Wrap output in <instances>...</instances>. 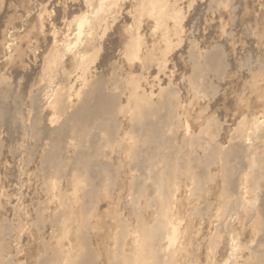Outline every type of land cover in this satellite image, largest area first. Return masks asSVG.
<instances>
[{
	"label": "rangeland",
	"instance_id": "374dc122",
	"mask_svg": "<svg viewBox=\"0 0 264 264\" xmlns=\"http://www.w3.org/2000/svg\"><path fill=\"white\" fill-rule=\"evenodd\" d=\"M100 9L102 10L99 11ZM83 18H88L91 23L86 28L88 31L85 29L83 36L81 34L80 38L83 39H80V41L76 35L78 24L81 23L80 20ZM92 34L95 37L99 35V38L92 37ZM91 38L95 43H92L94 41ZM135 41L139 43L142 41L144 46L142 43L138 44ZM73 44L74 46L76 44L77 47L75 46L74 48ZM133 46L138 50L135 47L134 49ZM69 49H72V52H68ZM93 49L96 50L94 51ZM210 53L218 54L222 68L217 73L218 75L211 72L206 75L205 79L208 82L211 93L207 90L203 94L200 92L201 90L197 83L193 82V64L200 63L199 61L201 60L199 59ZM138 54H141V56H138L139 59L137 58ZM126 56H131L133 61L127 60L128 57ZM196 57L201 58H197L195 62ZM143 58H145L144 61L146 62L143 61ZM96 81L98 84H95L97 83ZM99 84L102 85L100 86L101 93L103 95H115L114 97L118 103L117 109L113 114L115 117L112 118V125H110V128H113L111 129V142H105L106 134H98L97 131L92 129L90 130V137H87L89 140L87 138L78 140L75 138V136L77 137L75 133L71 134L69 132L68 128L70 127L64 125V118L61 117L60 119L59 116L57 117V110L55 109L59 108L58 106L61 102V106H64L63 108L67 111H70V108L76 111L77 108L79 109L78 104L82 105L81 98L84 95L82 93H87L92 86H98ZM139 93L143 94L142 97ZM194 93H197V95ZM58 94L62 96L58 99L59 103H56L59 105L55 104L53 106L57 101L55 98L59 97ZM144 95H146L148 101ZM63 98L66 99L63 100L66 103L63 102L62 105L61 100ZM164 98L167 99V102L169 100V104L172 103L169 107L170 109L164 107L165 109L162 108L163 110L159 111L161 114H159V118L162 121L167 119L166 124H168L164 126L165 133H163L166 135L164 137L172 141L170 142L172 147L175 145L177 149L181 150V154L185 155L182 159L186 161L190 158L192 161L193 158L203 159V156L209 157L211 153L213 155L211 159L213 158L215 162L219 161L214 164V161H210V159V163L208 162L210 167L207 164L202 170L203 172L199 170L200 178L204 179L200 181L201 185L194 183L195 181L191 180V176L188 177L190 179L187 178L190 174L186 172V168H182L184 165L183 160L180 161L179 163H181L182 167L181 169L178 168L179 172L176 174L175 179L172 178V181L170 180L168 192L166 191L164 194L166 199L163 198V195L159 194L158 196L163 201L168 199L167 204L161 202L163 207L167 205V208L163 209L164 212L168 211L169 213V207L171 206L170 208L173 212L170 214L178 216V219L173 216L174 220L171 217L174 226L179 231L178 235H180H177L178 237L176 238L178 239L173 246L174 249L177 247L178 252L175 255H177L178 259L175 255L174 258L177 259V262L180 261L179 264H208L209 262V264L213 262H216L213 264H217V262L218 264H226L227 259H229V264H236L235 260L237 264H245L247 259H250L248 260V262L250 261L249 263L254 262L257 257L254 256V258L252 256L257 255L260 258L262 251L259 248H262L261 250L264 249L262 244L264 242V232L261 231H264V175L262 174V172L264 173V150L261 151L264 148V143L262 142L263 139L261 141L258 139L257 141L254 140L256 141L255 144L249 145V143H246L248 140L245 142L244 139H248V132L251 131L250 127L255 117L264 112V0H0V230L2 231H0V264H39L42 260L52 258L56 252L57 254L54 258H57L56 261L60 259L61 262L57 261L59 264H63L62 261L65 264L67 258L70 262L75 258L80 248L78 238H80V233L84 227V231H87L85 234L89 237V244L94 249L96 257L100 256L98 258L100 264H108L112 257H115V254L123 255L119 251H123L126 248L124 236H128L131 231V234H133L134 230L136 233L141 231L138 227H143L146 221L150 224L154 223L157 219L156 217H158L156 216V213L158 214L156 208L159 207L156 202L158 201L159 203L161 201L157 197L158 193H156V202H152L150 200L146 201L137 192L138 183L140 182L138 175L141 164L138 167L134 163V155L138 150H147V146L145 147L139 144V141L137 142L136 137L138 134L136 136L134 132L137 126L132 124L131 107L136 105V99H142L139 101L142 102L144 100V102L152 104L153 101H165ZM131 99L134 101L132 102ZM119 106L122 108L119 109ZM61 131L62 133H60ZM57 135H63L60 136L63 145L61 146L62 150L59 155L58 167H54L55 172H52L54 170L53 167H48L46 162H44V157ZM102 135L105 138L104 140ZM235 136L237 139L241 137V140H239L242 143L244 141V143L240 142L237 144ZM234 139H236V143ZM90 140L94 141L93 147L89 146L88 142ZM233 140L235 144L232 143ZM257 142L259 145L257 144L256 146ZM261 142L263 146H260ZM110 144L112 145L110 146ZM248 146L251 147V150ZM225 147L229 151L230 148L235 150V152H230L232 156L230 153H228L230 154L228 156L222 154V152L228 151L223 149ZM247 147L251 153L254 148L258 150H254L252 155ZM241 149L246 150V153ZM82 150L84 154L88 153L91 157H95L94 159L92 158V165L90 164L93 168H99V170L100 167L101 169L108 168L110 169L111 177L101 180V183H96V186L93 185L94 187L89 183L87 184L84 174L78 173L77 166H74L75 159L82 153ZM183 151L184 153H182ZM196 152L198 154L197 157L193 155ZM190 153L193 157H189ZM259 153L261 154L260 157L258 156ZM217 154L218 157L216 156ZM237 155L242 159L240 158V160ZM247 155H252L254 158L250 157L249 159ZM255 157H258L259 160ZM230 160L232 161L230 162ZM251 160L259 161V163H255L259 165V168H255L259 170L256 169V171L260 172L261 170L262 172H260L261 174L256 173V177L259 176L256 179L258 184L254 183L253 185H257L255 186V188L257 187L256 189L262 187L260 190L263 192L256 189L252 190V188L254 189L251 185L252 182L250 184L247 182L248 180L250 181V177L246 176V174L248 172L251 173L249 171L251 169L248 170L250 168L248 164L252 163ZM228 161L230 166L227 163ZM158 162H161L160 166ZM158 162L155 163V166L158 165V169H156L157 167L155 169L161 170L163 161L159 160ZM193 162L195 164V161ZM240 164L241 167L246 165L249 167L241 168L239 167ZM227 165L231 168V170L229 169L231 171V179L235 180L236 178V182L231 180L232 183L229 184L230 187L233 186L230 191L229 186L224 184L225 178L223 180L221 177ZM239 168L244 169L243 172ZM68 169L69 171H67ZM234 169H238L239 173ZM196 170L195 167V173ZM244 171L247 173L244 174ZM208 172L209 177L206 174ZM77 174L80 175V178ZM212 174L213 176H211ZM239 174L245 178L241 179L242 177ZM234 176H238V178H234ZM177 177L178 180L176 179ZM206 177L212 180L210 181ZM135 179L137 181H134ZM239 179L243 182L245 179L247 180H245L246 183H243ZM260 179L261 181H259ZM221 182H224V185ZM193 183L195 188L201 191L197 189L198 193H196ZM142 184H145L146 188L150 187L152 191L151 180L148 181V178L144 177L142 178ZM249 185L251 187H248ZM109 186L112 191H110ZM91 187L94 188V194H92L93 198L90 196L89 200V194L87 196L86 194L90 192L89 189ZM192 190L195 192L191 193ZM245 190L248 191L249 195L251 194L250 197L245 194ZM250 190L256 193L255 197H253L254 194ZM242 191L243 194L240 196ZM110 192L113 193L111 194ZM223 194L228 195L224 197ZM153 195L152 193L150 196L154 197ZM173 195H175V198H173ZM236 196H243L242 200L240 197L236 198ZM260 197L261 199H258ZM259 200H261L260 204ZM169 203L170 206L168 205ZM231 205L233 207L237 205V209L232 208ZM240 205L242 208L239 207ZM223 207L226 208V213H222ZM205 210L207 213L209 212L206 215ZM239 211L240 213H237ZM195 213L198 217L194 216ZM245 213L247 216H245ZM141 216L145 221H143L144 219ZM199 216L200 218L202 216V220ZM218 216L223 217L219 219ZM240 216L243 217L241 218ZM221 218H224V220L221 221ZM138 220H141V222ZM226 221H228L227 224ZM148 222H146V225ZM225 224H230V227L232 225L235 226L234 228L233 226L231 227L234 231L231 232L232 230L229 226H226L229 231L226 230V227L221 228ZM258 224H260L259 227L262 226V228H257L259 234L256 232ZM127 225H129L127 228L128 233L126 231ZM200 227H202V230ZM243 228H246V231ZM239 231L241 232L239 233ZM219 233L224 234H221V236ZM249 233H254V236L252 234L249 235ZM260 234L261 237L259 236ZM225 235L229 241L224 239L226 238ZM228 235L235 238L236 236L237 238L243 236V239L234 240L233 237ZM244 236H248L246 237L247 239ZM257 236H259L258 239L254 238ZM220 237H222L221 240L223 241L220 240ZM230 239L234 240V243L237 242V244H231ZM257 240L261 242L260 247ZM227 241L229 248L225 244ZM256 243L257 246H254ZM232 245H238L239 247H236L239 249L243 248L235 250L236 247H232ZM196 246L198 247L196 248ZM252 246L254 247L253 255L249 254L252 251L249 250ZM246 247L249 252H246ZM194 248L198 251L194 252ZM255 248H258L259 252ZM232 250H235L234 252L236 253L234 254ZM231 253L235 256H232ZM178 254L180 257H178ZM249 255H251V258ZM231 256L236 258L232 259L234 263H231ZM214 257L215 259H212ZM239 258L240 260H238ZM248 262L246 263L249 264Z\"/></svg>",
	"mask_w": 264,
	"mask_h": 264
},
{
	"label": "bare ground",
	"instance_id": "6f19581e",
	"mask_svg": "<svg viewBox=\"0 0 264 264\" xmlns=\"http://www.w3.org/2000/svg\"><path fill=\"white\" fill-rule=\"evenodd\" d=\"M87 2V1H86ZM157 2V1H156ZM155 3V2H154ZM104 5V4H103ZM101 8H102V6H100ZM104 7V6H103ZM145 7V6H144ZM90 9V8H89ZM88 9V10H89ZM146 9V8H145ZM102 9H100L99 11H101ZM159 10V9H158ZM89 12V11H88ZM97 14H98V10H97ZM97 14H96V16H97ZM89 15V14H88ZM103 15V14H102ZM165 15V14H164ZM84 16V15H83ZM89 16H91V15H89ZM178 16V15H177ZM86 17V16H85ZM80 18V17H79ZM96 20V19H95ZM98 20V19H97ZM77 21V20H76ZM79 21V20H78ZM92 21H94V20H92ZM103 21V20H102ZM81 22V23H80ZM80 24H78V32H77V38H79V40L80 39H83V38H80L81 37V34H82V36H83V34H84V32H85V29L86 28H88L89 27V24L91 23V22H89V20H88V18H83V19H81L80 20ZM95 22V21H94ZM103 22H105V21H103ZM78 23V22H77ZM97 23V22H96ZM95 24V23H94ZM104 24V23H103ZM96 25V24H95ZM99 25V24H98ZM97 25V26H98ZM102 25V24H101ZM91 26V25H90ZM97 29H98V27H96ZM107 29V28H106ZM99 30V29H98ZM86 31H88L87 29H86ZM95 31V30H94ZM91 34V33H90ZM118 34V33H117ZM89 35V34H88ZM64 36V35H63ZM99 36V35H98ZM97 36V37H98ZM101 36V35H100ZM92 37H95V36H93V34H92ZM97 37H95V38H97ZM102 37V36H101ZM70 38V37H69ZM76 38V39H77ZM85 38V37H84ZM94 38V39H95ZM99 38V37H98ZM129 38V37H128ZM92 39V38H91ZM87 40V39H86ZM93 40V39H92ZM98 40V39H97ZM128 40V39H127ZM138 40V39H137ZM81 41V40H80ZM80 41H77V42H80ZM94 41V40H93ZM103 41H104V39H103ZM134 41V40H133ZM76 42V41H75ZM98 42V41H97ZM136 42V41H135ZM138 42V41H137ZM136 42V43H137ZM90 43H91V41H90ZM92 43H95V41L94 42H92ZM142 43V45L144 46V44H143V42L142 41H140V43L138 42V44H141ZM98 44H99V42H98ZM100 45V44H99ZM132 45H134V44H132ZM74 48H75V46H76V44H75V46H74V44L72 45ZM89 47H90V45H88ZM136 46H137V44H136ZM143 46H142V48H143ZM66 47H68V46H66ZM77 47V46H76ZM135 46H133V48H134ZM130 48V47H129ZM136 48V47H135ZM134 48V49H135ZM67 49V48H66ZM73 49V48H72ZM72 49H69L68 50V52H72ZM97 49V48H96ZM95 49V50H96ZM131 49V48H130ZM129 49V50H130ZM133 49V50H134ZM137 49V48H136ZM169 49V48H168ZM94 50V49H93ZM94 50V51H95ZM128 50V49H127ZM138 50V49H137ZM136 50V51H137ZM140 50V49H139ZM98 51V50H97ZM96 51V53L98 54V52ZM132 51V50H131ZM93 52V51H92ZM128 52V51H127ZM140 52V51H139ZM67 53V52H66ZM134 53H135V51H134ZM144 53V52H143ZM143 53H141V54H143ZM147 53V52H146ZM95 54V53H94ZM96 54V55H97ZM133 54V53H132ZM137 54V53H136ZM141 54L139 55H137V58H138V56H141ZM127 55H128V53H127ZM134 55V54H133ZM92 56V55H91ZM94 56V55H93ZM132 56V55H131ZM131 56H129L130 58H131ZM144 56V55H143ZM203 56V55H202ZM64 57V56H63ZM126 57H128V56H126ZM128 57V59L127 60H132V58L130 59ZM133 57V56H132ZM134 57H136V56H134ZM145 57V56H144ZM195 58V57H194ZM197 58L198 57H196V59L194 60L195 62H196V60H197ZM199 58H201V57H199ZM198 58V59H199ZM139 59V58H138ZM144 59L145 58H143V61H144ZM150 60V59H149ZM199 60H201V61H199L200 63H197V64H193V66H194V70H193V74H192V79H193V82H195V83H197V86L199 87V89L201 90L200 92H202L203 94H205L204 92H206L207 90H209L210 89V87H209V85L207 84L208 82H206V75H208L210 72L211 73H214V74H217V73H219L220 71H221V68H222V66H220V59L218 58V54H213V53H210V54H205L204 55V58H201V59H199ZM133 61V60H132ZM139 61V60H138ZM142 61V62H143ZM129 62V61H128ZM140 62V61H139ZM144 62H146V61H144ZM143 62V63H144ZM122 64H124V63H122ZM140 64V63H139ZM56 66V65H55ZM59 66V65H58ZM192 66V67H193ZM128 67H130V66H128ZM143 67V66H142ZM127 73V72H126ZM218 75V74H217ZM131 76V75H130ZM87 77V76H86ZM101 78V77H100ZM87 79H88V77H87ZM90 80H92V79H90ZM104 80V79H103ZM114 80H115V78H114ZM127 80V79H126ZM125 80V81H126ZM106 81H109V80H106ZM97 82V81H96ZM128 82V81H127ZM87 83H89V82H87ZM117 83V82H116ZM94 84V83H93ZM95 84H98V82L97 83H95ZM103 84V83H102ZM117 84H119V83H117ZM89 85V84H88ZM88 85H87V87H88ZM90 85H91V83H90ZM135 85V84H134ZM194 85V84H193ZM100 86H102V85H98V86H92V88H90L89 89V91L87 92V93H82V94H84V95H82V98H81V106L78 104V106H79V109L77 108L76 109V111H73V110H71V108H70V111H67L66 109H64L63 107L64 106H61V102H60V105L59 104H56L57 102H58V99H60V96H59V94H58V98H55V99H57V101L55 102L54 100V105L53 106H55V104L59 107L58 109H55V110H57V117L59 116L60 117V119H61V117L62 118H64V125H66V126H68V127H70V128H68L70 131V133L71 134H74L75 133V135H77V137L75 136V138H77L78 140H85L88 136L90 137V130L92 129V130H94V131H97L98 132V134L100 133V134H102V133H104V134H106L107 136H105L106 137V140H105V142L106 141H110L111 139H112V137H111V135H112V130L111 129H113V128H110V125H112L111 124V120H112V118L113 117H115V116H113V114H114V112H115V110L117 109V101H116V99H115V95L114 96H110V95H108V94H105V95H103L102 93H101V87ZM133 86V85H132ZM196 86V85H195ZM104 87V86H103ZM115 87V86H114ZM113 87V88H114ZM121 87V86H120ZM119 87V88H120ZM127 88V87H126ZM132 88H134V87H132ZM194 88V87H193ZM212 88V87H211ZM107 89V88H106ZM135 89V88H134ZM113 90V89H112ZM195 90H196V88H195ZM198 90V89H197ZM211 90H213V89H211ZM5 91V90H4ZM60 91V90H59ZM170 91V90H169ZM47 92V91H46ZM85 92V91H84ZM123 92V91H122ZM171 92V91H170ZM197 93H198V91H196ZM199 92V93H200ZM209 92L211 93V91L209 90ZM69 93H70V91H69ZM106 93H108V92H106ZM172 93V92H171ZM197 93H194V94H196L197 95ZM201 93V94H202ZM5 94H7V93H5ZM116 94V93H115ZM140 94V93H139ZM167 94V93H166ZM170 94V93H169ZM207 94V93H206ZM209 94V93H208ZM2 95V94H1ZM117 95V94H116ZM141 95V97H142V93L140 94ZM210 95V94H209ZM45 96V95H44ZM76 96V95H75ZM138 96V95H137ZM145 96V98L147 99V101H148V98L146 97V95H144ZM143 96V97H144ZM207 96V95H206ZM62 97V96H61ZM136 97V96H135ZM118 98V97H117ZM130 98H132V97H130ZM137 98V97H136ZM138 98H139V96H138ZM167 98V97H166ZM2 99V98H1ZM65 98H63L61 101H62V105H63V100H64ZM119 99V98H118ZM150 99V98H149ZM165 99V98H164ZM66 100V99H65ZM139 100H142V99H139ZM139 100H135V101H137V103L136 102H134V103H136V105L134 106V107H131L132 105H133V103H132V105L130 106L131 108H132V113H131V115L133 116L132 117V121H133V126H137V129L134 131L135 132V135L137 136V134H138V136L136 137V139H137V142L139 141L140 143L139 144H142V145H144L146 148H147V150H138V151H136V152H138V153H136L135 152V157H134V163L138 166V167H140V165L139 164H141V167H140V173H139V180H140V182L138 183V188H137V192L139 193V195H142V197H143V199H145L146 201H155L156 199H157V197L159 196V194L162 196H164V194L166 193V191L168 192V188H169V182H170V180L173 178V179H175V176H176V174L179 172L178 170L179 169H181V167H182V165H180L181 163H179L180 161H182L183 159V157L185 156V155H183V154H181V150L179 151L176 147H175V145H173L174 147H172L171 145L172 144H170V142H172V141H169V139L168 138H166L165 139V137L164 136H166V135H164V126H165V124H166V122H167V119L165 120L164 119V121H162V119L161 118H159V116L161 115L160 114V110L162 109V108H168V109H170L169 107H170V105H172V103L171 104H169L168 102H169V100H168V102L166 101L167 99H165V101L163 100V99H161V100H163V101H160V102H158L157 100V102H152V104L151 103H148V102H144V100L142 101V102H140ZM52 101V102H53ZM70 101V100H69ZM79 101V100H78ZM118 101H120V100H118ZM131 101L133 102L134 100L133 99H131ZM131 101H129L130 103H131ZM139 101V102H138ZM80 102V101H79ZM170 102H171V100H170ZM175 102V101H174ZM59 103V102H58ZM64 103H66V102H64ZM129 103V104H130ZM70 104V103H69ZM169 104V105H168ZM38 105V104H37ZM65 105V104H64ZM36 106V105H35ZM50 106V105H49ZM66 106V105H65ZM175 106V105H174ZM38 107V106H37ZM55 108V107H54ZM120 108H122V107H120L119 106V109ZM128 108V107H127ZM126 108V109H127ZM164 108V109H165ZM171 108H172V106H171ZM43 109V108H42ZM74 109V108H73ZM123 110H124V108H123ZM123 110H121L123 113H124V111ZM163 110V109H162ZM1 111V110H0ZM73 111V112H72ZM121 111H119L120 113H121ZM160 111V112H159ZM171 111V110H170ZM260 111V110H259ZM259 111H257V112H259ZM263 111H264V109H263ZM262 110L260 111V112H263ZM37 112V111H36ZM38 113V112H37ZM168 113V112H167ZM1 114V113H0ZM116 114V113H115ZM119 114V113H118ZM160 114V115H159ZM174 114V113H173ZM259 114V113H258ZM90 115V116H89ZM117 115V114H116ZM130 115V116H131ZM176 115V114H175ZM181 116V115H180ZM252 116V115H251ZM124 117V116H123ZM162 117V116H161ZM252 117H254V116H252ZM56 118V117H55ZM119 118V117H118ZM166 118H167V116H166ZM115 119V118H114ZM55 120V119H54ZM63 120V119H62ZM116 120V119H115ZM118 120V119H117ZM120 120V119H119ZM169 120V119H168ZM162 121V122H161ZM55 122V121H54ZM114 122V121H113ZM61 123H63V122H61ZM60 123V124H61ZM115 123V122H114ZM173 123V122H172ZM251 123V122H250ZM117 124V123H116ZM119 124V123H118ZM135 124V125H134ZM166 125H168V124H166ZM187 125V124H186ZM62 126V125H61ZM116 126V125H115ZM171 126V125H170ZM173 126V125H172ZM63 127V126H62ZM62 127H61V129H62ZM188 127V126H187ZM246 127V126H245ZM248 127V126H247ZM168 128V127H167ZM186 128V127H185ZM64 129V128H63ZM131 129V128H130ZM133 129H134V127H133ZM162 129H163V131H162ZM177 129V128H176ZM195 129V128H194ZM242 129H244V128H242ZM250 129H251V131L250 132H248V139H244V141L246 142L247 140H248V142H246L247 144L249 143V145L250 144H255V142L259 139V141H261L262 139H263V143H264V112L261 114V115H259L258 117L256 116L255 117V119L253 120V123L251 124V127H250ZM115 130H116V128H115ZM132 131V130H131ZM170 131V130H169ZM188 131V130H187ZM186 131V132H187ZM57 132H59V131H57ZM96 132V133H97ZM139 132V133H138ZM164 132V133H163ZM172 132V131H171ZM243 132H244V130H243ZM246 132V131H245ZM60 133H62V131L60 132ZM67 133V132H66ZM77 133V134H76ZM114 133V132H113ZM170 133V132H169ZM178 133V132H177ZM185 133V132H184ZM242 133V132H241ZM247 133V132H246ZM245 133V134H246ZM64 134V133H63ZM125 135V134H124ZM134 135V136H135ZM176 135V134H175ZM205 135V134H204ZM203 135V136H204ZM55 136V135H54ZM60 136H63V135H57V137H56V139H55V141H54V143L50 146V148L47 150L48 151V153H46L45 154V157H44V162H46V164L48 165V167H53V171L52 172H55V168L54 167H58L57 165L59 164V155H60V152H61V146L63 145V141L61 142V137ZM103 136V135H102ZM170 136V135H169ZM172 136V135H171ZM237 136H238V134H237ZM243 136V135H242ZM246 136V135H245ZM168 137V136H167ZM176 137V136H175ZM236 137V136H235ZM63 138V137H62ZM71 138V137H70ZM92 138V137H91ZM116 138V137H115ZM114 138V139H115ZM178 138V137H177ZM185 138V137H184ZM197 138V137H196ZM207 138V137H206ZM246 138V137H245ZM72 139V138H71ZM88 139V138H87ZM105 138H104V136H103V140H104ZM186 139V138H185ZM201 139V138H200ZM203 139V138H202ZM236 139H237V137H236ZM236 139H234L235 140V143H236ZM241 137H238V139H237V144H239L241 141ZM67 140V139H66ZM89 140V139H88ZM172 140V139H171ZM174 140V139H173ZM234 140H233V142L232 143H234ZM254 140H256V141H254ZM74 141V140H73ZM115 141V140H114ZM189 141V140H188ZM200 141V140H199ZM211 141V140H210ZM244 141H243V143H244ZM76 142V141H75ZM79 142V141H78ZM94 141L92 140H90V142H88L89 143V146L91 147H93L94 146V143H93ZM104 142V143H105ZM111 142V141H110ZM203 142V141H202ZM206 142V141H205ZM213 143H214V141H212ZM262 142H261V144H260V146L262 145ZM87 143V144H88ZM109 143V142H108ZM107 143V145H109ZM174 143V142H173ZM187 143H189V142H187ZM196 143V142H195ZM194 143V144H195ZM201 143V142H200ZM211 143V142H210ZM209 143V144H210ZM231 143V144H232ZM234 143V144H235ZM242 143V142H241ZM242 143V144H243ZM260 143V142H259ZM64 144H66V143H64ZM113 144V143H112ZM112 144H110V146L112 145ZM190 144V143H189ZM192 144V143H191ZM246 144V145H247ZM257 144H258V142L256 143V146H257ZM105 145V144H104ZM134 145V144H133ZM177 145V144H176ZM180 145V144H179ZM187 145V144H186ZM185 145V146H186ZM203 145V144H202ZM213 145V144H212ZM259 145V144H258ZM264 145V144H263ZM262 145V146H263ZM80 146H82V145H80ZM113 146H114V144H113ZM119 146V145H118ZM171 146V147H170ZM199 146H201V145H199ZM231 146V145H230ZM242 146H244V145H242ZM252 146V145H251ZM142 147V146H141ZM144 147V148H145ZM203 147V146H202ZM214 147H216V146H214ZM232 147V146H231ZM248 147H250V146H248ZM247 147V148H248ZM254 147H255V145H254ZM35 148V147H34ZM96 148V147H95ZM132 148V147H131ZM237 148V147H236ZM235 148V149H236ZM256 148V147H255ZM255 148L252 150L253 152H254V150H255ZM82 149V148H81ZM100 149V148H99ZM125 149V148H124ZM202 149V148H201ZM209 149H210V147H209ZM214 149H216V148H214ZM223 149H227L226 147L225 148H223ZM64 150V149H63ZM91 150V149H90ZM109 150V149H108ZM197 150V149H196ZM199 150H200V147H199ZM207 150V149H206ZM228 151H229V149H227ZM237 150V149H236ZM242 150V149H241ZM244 150V149H243ZM242 150V151H243ZM250 150H251V147H250ZM256 150H258V149H256ZM255 150V151H256ZM261 150V149H260ZM264 150V148L261 150V151H263ZM33 151H34V149H33ZM46 151V152H47ZM202 151V150H201ZM209 151V150H208ZM210 151L213 153V151L210 149ZM228 151H224V152H222V154L224 155H226V156H228V155H230L231 153V151H233V152H235V150H233V149H231L230 148V151L228 152ZM242 151H241V153H242ZM245 151V153H246V150H244ZM248 151H249V148H248ZM107 152V151H106ZM204 152V151H203ZM202 152V153H203ZM219 152V151H218ZM239 152V151H238ZM250 152V154H252L251 153V151H249ZM248 152V153H249ZM260 152V151H259ZM41 153V152H40ZM71 153V152H70ZM90 153H91V151H90ZM116 153H118V152H116ZM182 153H184V151L182 152ZM200 153V152H199ZM201 153V154H202ZM215 153V152H214ZM228 153H230V154H228ZM240 153V152H239ZM247 153V154H248ZM262 153V152H261ZM63 154H64V152H63ZM98 154V153H97ZM179 154H181V155H179ZM191 154V153H190ZM190 154H189V157H193V155L195 156V157H197V152H196V154H194L193 153V155L191 154V156H190ZM205 154H206V151H205ZM204 153H203V155H205ZM235 154H237V153H235ZM250 154H248V155H250ZM124 155V154H123ZM207 155H209L208 153H207ZM210 155L211 156H213L211 153H210ZM220 155V154H219ZM244 155V154H243ZM246 155V154H245ZM247 155V156H248ZM253 155V154H252ZM252 155L251 156H248L249 157V159H250V157L251 158H254V157H252ZM260 153H259V157H260ZM77 156V155H76ZM186 156H188V155H186ZM202 156V155H201ZM211 156H209V157H204L203 156V159H201V158H199V159H197V158H193V161H195V164H194V162L192 161V159H191V161H189L190 159H188L187 161L186 160H183L182 162L184 163V165H183V167L182 168H186L185 170H186V172L187 173H189L190 175H188L187 176V178L189 177V176H191V180L193 179L195 182L194 183H197V184H200L201 182L200 181H202V180H204V179H202V177L200 178V172H199V170H203L204 169V167L207 165V164H209L210 162H209V160L211 159ZM217 157H218V154L216 155ZM231 156H232V154H231ZM230 156V157H231ZM234 156V155H233ZM237 156H239V155H237ZM236 156V157H237ZM254 156H256V155H254ZM122 157V156H121ZM221 157V156H220ZM93 157H91L90 156V154H88V153H85L84 154V152H83V150H82V153H80V155H78L77 156V158L75 159V164H74V166H77V170H78V173L80 172V174L82 173V174H84V179H86V182H87V184L89 183L91 186H96L95 184L96 183H101V180H104V179H106V178H110L111 177V173H110V169H101V167H100V170H99V168H93L91 165V161L95 158H93ZM116 158V157H115ZM188 158V157H187ZM223 158V157H222ZM229 158V157H228ZM227 158V159H228ZM232 158V157H231ZM241 157L239 156V159H240ZM255 158H257L258 159V157H255ZM119 159V158H118ZM121 159V158H120ZM185 159V158H184ZM220 159V158H219ZM237 159H238V157H237ZM242 159V158H241ZM240 159V160H241ZM101 160H103V159H101ZM159 160H162L163 162H162V164L163 165H161L162 166V168H161V170L159 169V170H156V169H158V165L160 166V164H161V162H158ZM213 160V158L210 160V161H212ZM223 160H224V158H223ZM226 160V159H225ZM245 160H246V158H245ZM254 160V159H253ZM259 160V159H258ZM74 161V160H73ZM159 163L157 166H155L156 164L155 163H157V162ZM196 161H197V164H196ZM214 161V160H213ZM232 160H230V162H231ZM236 161V160H235ZM250 161V160H249ZM255 161H257V160H255ZM255 161H252L251 160V164H248V165H250V168H248V170L249 169H251V170H249L251 173H247V172H245L244 171V174L245 173H247V174H249V175H247L246 174V176H249L250 177V181L248 180L247 182H249V184H250V182H252L251 183V185L254 187V189L252 188V190H255L256 188H255V186H257V185H253L254 183L255 184H258V182L256 183V179L259 177V176H257L256 177V173L259 171L257 168H255V167H258L259 168V165H257V164H255V163H259V161H257V162H255ZM260 161H263V160H260ZM93 162V161H92ZM97 162V161H96ZM209 162V163H208ZM216 162H219V161H216ZM216 162L214 161V164H216ZM239 162V161H238ZM61 163V162H60ZM63 163V162H62ZM133 163V164H134ZM222 163H225V162H222ZM227 163H229V161L227 162ZM226 163V164H227ZM262 163V162H261ZM260 163V164H261ZM91 164V165H90ZM194 164V165H193ZM212 164V163H211ZM213 164V165H214ZM219 164V163H218ZM62 165V164H61ZM64 165V164H63ZM96 165V164H95ZM98 165V164H97ZM101 165V164H100ZM229 166H230V163L228 164ZM226 166V169L224 170V173H222L221 175V177L223 178V180H224V178H225V183L224 184H226V186H229V184H231L232 182H231V180L233 179H231V177H230V173H231V168L229 167V166ZM233 165V164H232ZM239 165V164H238ZM248 165H246L247 167H249ZM257 165V166H256ZM261 165H263V164H261ZM91 166V167H90ZM180 166V167H179ZM215 167H216V165H214ZM214 166H212V167H214ZM224 166V165H223ZM245 166V167H246ZM264 166V165H263ZM102 167H103V165H102ZM109 167V166H108ZM155 167H157L156 169H155ZM195 167H196V173H195V171H194V169H195ZM209 167H210V164H209ZM239 167H241V164H240V166ZM244 166H242L241 168H243ZM244 167V168H245ZM122 168V167H121ZM136 168V167H135ZM160 168V167H159ZM179 168V169H178ZM220 168V167H219ZM234 168H237V167H234ZM241 168H239V169H241ZM263 168V167H262ZM117 169V168H116ZM183 169V170H184ZM222 169V168H221ZM230 169V170H229ZM256 169L258 170V171H256ZM76 170V171H77ZM211 170V169H210ZM209 170V171H210ZM234 170H238V169H234ZM243 170L244 169H241V171L243 172ZM247 170V171H248ZM43 171V170H42ZM41 171V172H42ZM45 171V170H44ZM57 171V170H56ZM67 171H69V169L67 170ZM112 171V170H111ZM136 171V170H135ZM198 171V172H197ZM220 171V170H219ZM233 171V170H232ZM235 171V172H236ZM264 171V170H263ZM66 172V171H65ZM119 172H120V170H119ZM138 172V171H137ZM181 172H183V171H181ZM203 172V171H202ZM234 172V173H235ZM238 173H239V171H237ZM260 172H262L261 170H260ZM260 172H258V174L260 173ZM121 173V172H120ZM233 173V174H234ZM117 174V173H116ZM122 174V173H121ZM207 175L209 174V172L208 173H206ZM241 174V173H240ZM239 174V175H240ZM243 174V173H242ZM241 174V175H242ZM243 174V175H244ZM261 174V173H260ZM262 174L264 175V173L262 172ZM77 175H79V174H77ZM119 175V174H118ZM204 175V174H203ZM206 175V176H207ZM232 175V174H231ZM236 175H237V173H236ZM240 175V176H241ZM70 176V175H69ZM211 176H213V174L211 175ZM215 176V175H214ZM233 176V175H232ZM261 176V175H260ZM74 177V176H73ZM79 178H80V175L78 176ZM136 177V176H135ZM148 178V181L149 180H151V182H152V187H151V189H152V191L150 190V187L149 188H146L147 186H144L143 184H142V178ZM205 177V176H204ZM208 177H209V175H208ZM208 177H206V178H208ZM235 177H237L238 178V176H234V178ZM242 177V176H241ZM240 177V178H241ZM248 177V178H249ZM263 177V176H262ZM82 178H83V176H82ZM212 178V177H211ZM245 178V177H244ZM243 177L241 178V179H244ZM247 178V179H248ZM64 179V178H63ZM177 180H178V177L176 178ZM188 179H190V178H188ZM210 178H208V180H209ZM214 179V178H213ZM221 179V178H220ZM241 179H239V180H241ZM247 179H245V180H247ZM262 179V178H261ZM261 179L259 180V181H261ZM65 180V179H64ZM192 180V181H193ZM206 180V179H205ZM207 180V181H208ZM212 179H210V181H211ZM219 180V179H218ZM235 180H236V178H235ZM235 180H232V181H235ZM245 180H244V182H245ZM76 181H77V179H76ZM134 181H137V179H135ZM146 181V180H145ZM172 181V180H171ZM190 181V180H189ZM206 181V182H207ZM215 181V180H214ZM242 181V180H241ZM67 182V181H66ZM84 182H85V180H84ZM144 182V181H143ZM205 182V183H206ZM236 182V181H235ZM237 182H239L238 180H237ZM243 182V181H242ZM243 182V183H244ZM106 183V182H105ZM127 183V182H126ZM193 183V186L195 185ZM209 183V182H208ZM222 183V182H221ZM222 183V185H224ZM241 183V182H240ZM246 183V182H245ZM149 184V183H148ZM174 184V183H173ZM111 185V184H110ZM179 185V184H178ZM201 185V184H200ZM202 185H204V183H202ZM239 185V184H238ZM237 185V186H238ZM93 186V187H94ZM149 186H150V184H149ZM192 186V187H193ZM197 187H198V185H196ZM206 186V185H205ZM243 186H246V185H243ZM261 186V185H260ZM70 187V186H69ZM88 187H90V186H88ZM100 187V186H99ZM181 187H183V186H181ZM202 187V186H201ZM201 187H199V188H201ZM231 187H233V186H231ZM230 186H229V191H230V188H231ZM248 187H251L250 185L248 186ZM56 188V187H55ZM81 188V187H80ZM86 188V187H85ZM109 188H110V186H109ZM128 188V187H127ZM130 188V187H129ZM184 188H185V186H184ZM194 188H195V186H194ZM193 188V189H194ZM203 188V187H202ZM221 188V187H220ZM226 188V187H225ZM241 188V187H240ZM245 188V187H244ZM262 188V187H261ZM260 188V189H261ZM64 189V188H63ZM131 189V188H130ZM182 189V188H181ZM196 189V193H198L197 192V189L198 188H195ZM194 189V190H195ZM224 189V188H223ZM223 189H222V191H223ZM226 189H228V188H226ZM225 189V190H226ZM239 189V188H238ZM243 189V188H242ZM250 189V188H249ZM260 189H256L257 191L258 190H260ZM76 190V189H75ZM90 190V192H86L87 194H86V196L88 195V197H89V200H90V198L92 197V194H94L93 192H94V188H92L91 187V189H89ZM98 190V189H97ZM116 190V189H115ZM198 190H200V189H198ZM225 190H224V192H225ZM237 190V189H236ZM240 190V189H239ZM252 190H250L251 192H253ZM91 191H92V193H91ZM110 191H112L111 190V188H110ZM181 191V190H180ZM201 191V190H200ZM200 191H199V193H200ZM206 191V190H205ZM210 191V190H209ZM220 191V190H219ZM228 191V192H229ZM235 191V190H234ZM234 191H231V192H234ZM246 191V190H245ZM249 191V192H250ZM261 192H263L262 190H260ZM104 192V191H103ZM193 192V190L191 191V193ZM195 192V191H194ZM193 192V193H194ZM212 192V191H211ZM224 192H222V193H224ZM240 192V191H239ZM248 191H246V193L245 194H248L249 195V193H247ZM111 193V192H110ZM113 193V192H112ZM111 193V194H112ZM137 193V194H138ZM154 194L153 196L154 197H152V196H150L151 194ZM156 193H158L157 194V197H156ZM181 193H183L182 191H181ZM237 193V192H236ZM260 193V192H259ZM134 194V193H133ZM132 194V195H133ZM173 194V193H172ZM171 194V195H172ZM180 194V193H179ZM225 194V193H224ZM223 194V196L225 197V196H227V195H224ZM235 194V193H234ZM233 194V195H234ZM240 194V193H239ZM238 194V195H239ZM243 194V191H242V193L240 194V196ZM253 194H254V196L253 197H255V192H253ZM263 194V193H262ZM177 195V194H176ZM182 195V194H181ZM193 195V194H192ZM197 195V194H196ZM232 195V196H233ZM247 195V196H248ZM251 195V194H250ZM250 195H249V197H250ZM260 196H261V194H259ZM264 195V194H263ZM262 195V196H263ZM91 196V197H90ZM116 196V195H115ZM135 196V195H134ZM137 196V195H136ZM170 196V195H169ZM191 196V195H190ZM194 196V195H193ZM235 196V195H234ZM233 196V197H234ZM239 196V197H240ZM244 196V195H243ZM242 196V197H243ZM257 196V195H256ZM156 197V198H155ZM197 197V196H196ZM195 197V198H196ZM200 197V196H199ZM204 197V196H203ZM238 196H236V198H237ZM238 197V198H239ZM242 197H240V199L242 200ZM87 198V197H86ZM93 198V197H92ZM137 198V197H136ZM151 198V199H150ZM159 198V200H161L160 199V197H158ZM163 198H165V196L163 197ZM173 198H175V195H173ZM172 198V199H173ZM227 198V197H226ZM225 198V199H226ZM252 198V197H251ZM85 199V198H84ZM142 199V200H143ZM166 199V198H165ZM164 199V200H165ZM211 199V198H210ZM224 199V200H225ZM235 199V198H234ZM239 199V200H240ZM258 199H261V197L260 198H258ZM126 200V199H125ZM168 200V199H167ZM167 200L166 201H163V200H161L159 203H158V201L156 202L157 204H158V206L159 207H157L156 208V210L158 211V214L156 213V216H158V217H156L157 219H156V221L154 222V223H152V224H150L148 221H146V222H148L147 223V225H146V222H145V224L144 223H142V224H144V226L143 227H138L139 228V230H141V231H137L138 233H136V231L134 230V228H133V230H134V233L133 234H131V232H130V234L127 236L126 234L128 233V231H127V228L129 227V225H127V227H126V231H127V233L125 234L126 236H127V238H126V236H124L125 238H126V240H125V238H124V241H125V244H126V248L123 250V251H119V253H123V257L119 254V255H117V254H115V257H112V259L110 260V262L108 263V264H179V262H177V255H175V253L176 252H178L177 251V247H176V249H174V243L176 242V240L178 239V238H176V237H178V236H180V235H178L179 234V231H178V229L174 226V223H173V221H172V219L174 220V217L173 216H175L177 219H178V216H176V215H171L172 213L171 212H173V210L171 211V206H170V203L168 204L170 207H169V209H170V212L168 213V211H166V212H164V208L167 206L166 204H167ZM170 200H171V198H170ZM190 200V199H189ZM239 200H237L238 202H240ZM245 200V199H244ZM251 200H253V199H251ZM257 200V199H256ZM92 201V200H91ZM96 201V200H95ZM144 201V200H143ZM193 201V200H192ZM248 203H251V202H249L248 200H246ZM254 201V200H253ZM260 202H259V204L261 203V200H259ZM161 202L164 204V202L166 203L165 205L166 206H164L163 207V204H161ZM169 202H171V201H169ZM185 202V201H184ZM187 202V201H186ZM199 202V201H198ZM202 202V201H201ZM200 202V203H201ZM203 202H204V199H203ZM213 202V201H212ZM227 202V201H226ZM232 203H234L233 201H231ZM235 202H236V200H235ZM242 202H244V201H242ZM255 202V201H254ZM258 202V201H257ZM263 202V201H262ZM149 203V202H148ZM155 203V204H156ZM172 203V202H171ZM174 203V202H173ZM224 203V202H223ZM231 203V204H232ZM241 203V202H240ZM59 204V203H58ZM69 204V203H68ZM97 204V203H96ZM126 204V203H125ZM161 204V205H160ZM183 204V203H182ZM187 204V203H186ZM189 204V203H188ZM224 204H226V203H224ZM236 204V203H235ZM234 204V205H235ZM244 204V203H243ZM245 204H247L246 202H245ZM252 204V203H251ZM255 204V203H254ZM43 205V204H42ZM184 205V204H183ZM239 205V204H238ZM242 205V204H241ZM241 205L239 206V207H241ZM250 205V204H249ZM157 206V205H156ZM187 206V205H186ZM194 206V205H193ZM242 206H244V205H242ZM251 206V205H250ZM249 206V207H250ZM253 206V205H252ZM257 206H260V205H257ZM42 207V206H41ZM163 207V208H162ZM216 207V206H215ZM227 207V206H226ZM231 207L232 208H236L237 209V205H236V207H233L232 205H231ZM239 207H238V209H239ZM254 207H256V206H254ZM262 207V206H261ZM54 208V207H53ZM52 208V209H53ZM167 208V207H166ZM165 208V209H166ZM242 208V207H241ZM244 208H245V206H244ZM223 209V211H222V213L223 212H225L226 213V211H225V209L226 208H222ZM221 208H220V210H222ZM255 210H257L256 208H254ZM259 209V208H258ZM264 209V208H263ZM155 210V211H156ZM182 210V209H181ZM184 210V209H183ZM218 210V209H217ZM228 210V209H227ZM231 210V209H230ZM244 210H247V209H244ZM244 210H242V211H244ZM251 210V209H250ZM42 211V210H41ZM88 211V210H87ZM179 211V210H178ZM185 211V210H184ZM191 211V210H190ZM196 211H197V209H196ZM196 211H194V212H196ZM202 211V210H201ZM209 211V210H208ZM238 211V210H237ZM248 211V210H247ZM258 212V211H257ZM260 212V211H259ZM126 213V212H125ZM155 213V212H154ZM171 213V214H170ZM197 213V212H196ZM196 213H195V217L197 216L198 217V215H196ZM203 214H204V212H202ZM209 213V212H208ZM207 212H206V210H205V215L206 214H208ZM220 213V212H219ZM228 213V212H227ZM237 213H240V211L239 212H237ZM242 213V212H241ZM248 213V212H247ZM256 213V212H255ZM254 213V214H255ZM148 214H150V213H148ZM194 214V213H193ZM193 214H192V217H193ZM212 214V213H211ZM236 214V213H235ZM248 214H250V213H248ZM253 214V213H252ZM257 214V213H256ZM41 215V214H40ZM115 215V214H114ZM200 215H201V212H200ZM204 215V217H206ZM220 215H221V213H220ZM224 216H225V214H223ZM230 215V214H229ZM237 215V214H236ZM259 215H261V214H259ZM263 215V214H262ZM61 216V215H60ZM65 216V215H64ZM104 216V215H103ZM144 216L146 217V215L144 214ZM191 216V215H190ZM212 216V215H211ZM244 216V215H243ZM242 216V217H243ZM245 216H247V214L245 213ZM264 216V215H263ZM40 217H42V216H40ZM66 217V216H65ZM108 217V216H107ZM142 217V216H141ZM171 217H173L172 219H171ZM187 217H189V216H187ZM194 217V218H195ZM208 217V216H207ZM214 217V216H213ZM217 217V216H216ZM220 217H223V216H218V218L220 219ZM227 217H228V214H227ZM227 217H225V218H227ZM239 217V216H238ZM241 217V216H240ZM241 217V218H242ZM35 218H37V217H35ZM139 218V217H138ZM143 218V217H142ZM147 218V217H146ZM199 218H200V216H199ZM212 218V217H211ZM210 218V220H212ZM251 218H253V217H251ZM256 218H257V216H256ZM120 219V218H119ZM139 219H141V218H139ZM144 219V218H143ZM201 220H202V216H201V218H200ZM215 220H218V219H216V218H214ZM250 219V218H249ZM248 219V220H249ZM254 219V218H253ZM260 219H261V217H260ZM259 219V220H260ZM59 220V219H58ZM104 220H105V218H104ZM136 220V219H135ZM150 220V219H149ZM153 220V219H152ZM198 220V219H197ZM197 220H196V222H197ZM205 220H208V219H205ZM214 220V221H215ZM222 220H224V218L222 219L221 218V221ZM228 220V219H227ZM254 220H256V219H254ZM264 220V219H263ZM39 221V220H38ZM138 221H140L141 222V220H138ZM143 221H145V219L143 220ZM154 221V220H153ZM152 221V222H153ZM181 221V220H180ZM192 221H193V218H192ZM218 221H220V220H218ZM251 221H252V219H251ZM262 221V220H261ZM34 222V221H33ZM55 222H56V220H55ZM182 222V221H181ZM198 222H199V220H198ZM197 222V223H198ZM201 222V221H200ZM227 222L228 221H226V224H227ZM257 222V221H256ZM136 223H137V221H136ZM139 223V222H138ZM185 223V222H184ZM204 223H206V222H204ZM217 223H219V222H217ZM223 223V222H222ZM225 223V222H224ZM251 223V222H250ZM263 223H264V221H263ZM45 224V223H44ZM98 224V223H97ZM211 224V223H210ZM219 224H221V223H219ZM224 225V226H221V228L222 227H226V226H229L230 224H232V223H230L229 225ZM254 224V223H253ZM255 224H257V223H255ZM4 225V224H3ZM62 225V224H61ZM132 225V224H131ZM191 225V224H190ZM194 225V224H193ZM199 225H201L200 223H199ZM198 225V226H199ZM213 225V224H212ZM216 225V224H215ZM262 225V224H261ZM72 226V225H71ZM86 226V225H85ZM140 226V225H139ZM202 226H203V224H202ZM209 226V225H208ZM207 226V227H208ZM217 226H219V225H217ZM219 226V227H220ZM233 226V225H232ZM231 226V227H232ZM260 226V224H258L257 226H256V232L258 231L257 230V228ZM70 227V226H69ZM83 227H84V224H83ZM134 227V226H133ZM194 227V226H193ZM196 227V226H195ZM215 227V226H214ZM230 227V226H229ZM230 227V228H231ZM235 226H233V228H234ZM263 227H264V225H263ZM39 228V227H38ZM54 228V227H53ZM58 228V227H57ZM85 228V227H84ZM84 228H83V230L81 231V233H80V238H78L79 240H78V244H79V246H80V248H79V250H78V252H77V254H76V256H75V258L74 259H72L70 262H69V260H68V258H67V260H65V264H100V260L98 259L100 256H98V257H96V254H95V251H94V249H92V246L89 244V237L87 236V234H85V232L87 233V231H84ZM93 228V227H92ZM197 228V227H196ZM201 228V230H202V227H200ZM200 228H199V230H200ZM208 228H210V227H208ZM221 228H220V230H221ZM233 228H231V232H233L234 230H233ZM247 228V227H246ZM246 228H243V230H245L246 231ZM249 228H251L250 226H249ZM259 228H262V226L261 227H259ZM61 230H62V228H61ZM86 230H87V227H86ZM89 230H90V228H89ZM129 230H130V228H129ZM136 230H137V228H136ZM182 230H183V228H182ZM203 230H204V228H203ZM213 230H214V228H213ZM215 230H217V228H215ZM226 230H228V227H226ZM235 230H236V228H235ZM1 231V230H0ZM45 231V230H44ZM50 231V230H49ZM208 231H210V230H208ZM207 231V232H208ZM218 231V230H217ZM229 231V230H228ZM227 231V232H228ZM249 231V230H248ZM252 232H253V230H251ZM254 231H255V228H254ZM262 232H264L263 230H261ZM2 232V231H1ZM92 232V231H91ZM200 232V231H199ZM213 232H215V231H213ZM220 232V231H219ZM226 232V231H225ZM241 231H239V233H240ZM259 232V231H258ZM257 232V234H259ZM4 233V232H3ZM10 233V232H9ZM39 233V232H38ZM229 233V232H228ZM227 233V234H228ZM244 233V232H243ZM17 234H19V233H17ZM79 234V233H78ZM183 234V233H182ZM181 234V235H182ZM196 234H198V233H196ZM206 234V233H205ZM204 234V235H205ZM216 234V233H215ZM221 234H224V233H219V235H221ZM245 234V233H244ZM243 234V235H244ZM252 234V233H251ZM250 233H249V235H251ZM254 234V233H253ZM252 234V235H253ZM262 234V233H261ZM261 234L259 235L260 237H261ZM264 234V233H263ZM262 234V235H263ZM178 235V236H177ZM199 235V234H198ZM208 235V234H207ZM233 235V234H232ZM237 235V234H236ZM18 236V235H17ZM66 236V235H65ZM64 236V237H65ZM183 236V235H182ZM203 236V235H202ZM202 236H201V238H202ZM216 236H217V234H216ZM222 236V235H221ZM226 236V235H225ZM228 236H231V235H228ZM234 236V235H233ZM233 236H231V237H233ZM254 236V235H253ZM259 236H257V237H254V238H257L258 239V237ZM13 237V236H12ZM16 237V236H15ZM218 237V236H217ZM216 237V238H217ZM246 237H248V236H246ZM245 236H244V238H246ZM250 237V236H249ZM263 237H264V235H263ZM200 238V239H201ZM234 238V240H236V239H238L237 238V236H236V238L235 237H233ZM253 238V237H252ZM6 239V238H5ZM42 239V238H41ZM46 239V238H45ZM180 239V238H179ZM194 239H196V238H194ZM193 239V240H194ZM219 239V238H218ZM217 239V240H218ZM222 239V237H220V240ZM224 239H227L228 240V238H227V236H226V238H224ZM241 239H243V236L242 237H240L239 239H238V241L239 240H241ZM247 239V238H246ZM184 240V239H183ZM190 240H192V239H190ZM197 240V239H196ZM203 240V239H202ZM233 240V241H234ZM245 240V239H244ZM254 240V239H253ZM252 240V241H253ZM262 240V239H261ZM261 240H259V241H261ZM264 240V239H263ZM263 240H262V242H263ZM123 241V242H124ZM201 241V240H200ZM221 241H223V240H221ZM226 241V240H225ZM229 241V240H228ZM228 241L225 243L226 245H227V243H228ZM230 241H231V244H237V242L236 243H234L233 241H232V239H230ZM251 241V242H252ZM122 242V243H123ZM182 242V241H181ZM196 242V241H195ZM219 242V241H218ZM242 242V241H241ZM257 242H258V240H257ZM56 243V242H55ZM194 243V242H193ZM196 243H198V242H196ZM212 243H213V241H212ZM211 243V244H212ZM252 243H254V242H252ZM259 244H258V246L260 247L261 246V242H258ZM31 244V243H30ZM124 244V245H125ZM214 244V243H213ZM213 244H212V246H213ZM223 244V243H222ZM230 244V245H231ZM255 244V243H254ZM253 244V245H254ZM263 245H264V242L262 243ZM44 245V244H43ZM177 245V244H176ZM193 245V244H192ZM197 245V244H196ZM199 245V244H198ZM229 245V244H228ZM228 245H227V247H228ZM178 246V245H177ZM180 246V245H179ZM212 246H211V248H212ZM235 245H232V247H234ZM236 246H238V245H236ZM235 246V247H236ZM254 246H257V243H256V245H254ZM12 247V246H11ZM37 247V246H36ZM190 247V246H189ZM198 246H196V248H197ZM215 247V246H214ZM231 247V246H230ZM239 247V246H238ZM238 247H236V249L235 250H237V249H239ZM245 247V246H244ZM258 247V248H259ZM10 248V247H9ZM43 248V247H42ZM222 248V247H221ZM229 248V247H228ZM243 248V247H242ZM241 248V249H242ZM258 248H255V250H258ZM16 249V248H15ZM123 249V248H122ZM181 249V248H180ZM189 249H191V248H189ZM195 249V248H194ZM215 249H216V247H215ZM214 249V250H215ZM220 249V248H219ZM234 249V248H233ZM241 249H239V250H241ZM253 249H254V247L252 246V248H250L249 250H252L251 251V253L249 252V250H248V248L246 247V252L248 251L249 252V254H251V255H253ZM262 248H259V250L260 251H262V255L260 256V258H259V256H257V255H253L252 257H257L256 259L257 260H255L254 262H252V263H249L248 262V260H250V259H247V258H245V259H247V261H245V264H247L246 262H248L249 264H264V249L263 250H261ZM179 250V249H178ZM235 250H232L233 251V253L235 254L236 252H234ZM259 250H258V252H259ZM180 251V250H179ZM195 251H198L197 249H195L194 250V252ZM200 251V250H199ZM218 251V250H217ZM228 251V250H227ZM231 251V250H230ZM244 251H245V249H244ZM181 252V251H180ZM189 252V251H188ZM192 252V251H191ZM190 252V253H191ZM193 252V253H194ZM201 252V251H200ZM199 252V253H200ZM204 252V251H203ZM215 252H216V250H215ZM229 252V251H228ZM238 252V251H237ZM241 252V251H240ZM255 252V251H254ZM258 252H256L257 254H258ZM202 253V252H201ZM214 253V252H213ZM218 253V252H217ZM220 253V252H219ZM225 253V252H224ZM233 253H231L232 254V256L234 255ZM239 253V252H238ZM237 253V254H238ZM255 253V254H256ZM57 254V252L54 254V256ZM113 254V253H112ZM125 254V255H124ZM184 254V253H183ZM182 254V255H183ZM192 254V253H191ZM195 254V253H194ZM203 254V253H202ZM215 254V253H214ZM230 254V253H229ZM59 255V254H58ZM174 255L176 256V258H174ZM185 255V254H184ZM189 255V254H188ZM196 255V254H195ZM218 255V254H217ZM220 255V254H219ZM222 255V254H221ZM239 255V254H238ZM251 255H249V257L251 256ZM260 255V254H259ZM54 256L52 257V258H48V259H46V260H42V262H39V264H57L58 262L57 261H60V259L59 260H57L56 261V259L57 258H54ZM186 256V255H185ZM197 256V255H196ZM214 256V255H213ZM228 256V255H227ZM230 257L231 258V260L232 259H234L233 257ZM235 256V255H234ZM244 256V255H243ZM39 257V256H38ZM57 257V256H56ZM59 257H60V255H59ZM178 257H180L179 256V254H178ZM204 257V256H203ZM211 257H212V255H211ZM215 257H216V254H215ZM215 257L214 258H212V259H215ZM225 257V256H224ZM245 257V256H244ZM243 257V258H244ZM247 257V256H246ZM254 257V258H255ZM184 258V257H183ZM197 258H198V256H197ZM217 258V257H216ZM221 258V257H220ZM251 258V257H250ZM98 259V260H97ZM194 259H195V257H194ZM199 259V258H198ZM203 259V258H202ZM227 259V258H226ZM236 259V258H235ZM40 260V259H39ZM181 260H183V259H181ZM192 260V259H191ZM228 261H229V259H227ZM230 260V261H231ZM238 260H240V258L238 259ZM254 260V259H253ZM188 261V260H187ZM186 261V262H187ZM190 261V260H189ZM205 261V260H204ZM215 261V260H214ZM219 261V260H218ZM221 262H222V260H220ZM228 261H226V264H229L230 262H228ZM252 261V260H251ZM61 262V261H60ZM63 262V264H64V261H62ZM191 262V261H190ZM197 262V261H196ZM228 262V263H227ZM233 262V260L231 261V263ZM235 262H236V264H237V261L235 260ZM239 262V261H238ZM241 262V261H240ZM185 263V262H184ZM192 263V262H191ZM210 263V262H209ZM208 263V264H209ZM212 263V262H211ZM213 263H216V262H213ZM212 263V264H213ZM223 263V262H222ZM234 263V262H233ZM38 264V263H37ZM59 264V263H58ZM188 264V263H187ZM190 264V263H189ZM198 264V263H197ZM217 264H218V262H217ZM219 264H221V263H219Z\"/></svg>",
	"mask_w": 264,
	"mask_h": 264
}]
</instances>
